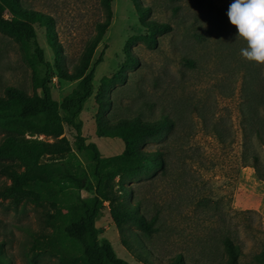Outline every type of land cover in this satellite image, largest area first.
I'll list each match as a JSON object with an SVG mask.
<instances>
[{
	"label": "rangeland",
	"instance_id": "1",
	"mask_svg": "<svg viewBox=\"0 0 264 264\" xmlns=\"http://www.w3.org/2000/svg\"><path fill=\"white\" fill-rule=\"evenodd\" d=\"M231 2H112V24L92 61L104 52L103 61L96 67L95 94L102 80L109 78L113 84L107 97L113 119L142 116L153 120L167 114L178 123L166 167L130 183L148 218L157 222L158 229L151 238V249L148 248L149 261L139 262L123 245L108 203L97 220L98 237L108 239L117 255L129 264H168L178 254L189 264H202L209 256L213 257V264H226L224 249L219 244V237L226 232L235 236L241 246L243 263H254V255L264 250V182L257 179L253 168L243 167L239 160L242 134L238 103L243 76L239 64L243 59L240 49L245 45L236 39V29L228 21ZM21 3L51 17L49 28L36 25L38 40L53 67L57 57L52 43L60 45L59 61L68 71L79 63L95 34V24L105 19L100 0H21ZM139 9L146 13L144 18L139 15ZM5 17H10L9 13ZM153 21L169 24L171 30L156 34L158 44L150 48L144 40L149 33L145 23ZM195 32L203 38L197 39ZM130 56L138 59L137 66H128ZM184 56L195 58L197 67L190 69L183 65ZM250 63L251 76L259 72L258 81L264 90V65ZM38 71L41 75L45 73L41 68ZM34 72L22 45L0 31V96H5L7 87L33 95ZM75 85L55 76L54 97L61 101ZM95 94L80 116L83 136L87 142L95 143L104 157L115 156L123 152L124 145L119 139L99 134ZM196 106H203L204 111H226L237 133L231 149L222 148L203 129L192 113ZM9 134L49 143L57 140L15 127L11 131L0 129V143ZM64 136L76 149L75 132L67 128ZM148 147L156 149L157 144L149 142ZM79 155L90 167L87 156ZM3 162L0 160V164ZM6 184L10 181L0 174V188ZM82 194L84 197L93 194V181L86 184ZM54 213L49 204L14 206L0 198V244L7 264H62V255L43 253L33 247L37 238L56 232L47 224L48 216Z\"/></svg>",
	"mask_w": 264,
	"mask_h": 264
},
{
	"label": "trees",
	"instance_id": "2",
	"mask_svg": "<svg viewBox=\"0 0 264 264\" xmlns=\"http://www.w3.org/2000/svg\"><path fill=\"white\" fill-rule=\"evenodd\" d=\"M112 2L100 0L105 19L95 24V34L89 39L79 63L68 71L59 61L60 45L52 43L57 57L53 67L38 40L36 25L49 28L53 22L51 17L24 7L21 0H0V31L22 45L26 60L35 70L33 95L7 87L5 96H0V129L11 131L17 127L57 139L49 143L28 139L22 134H9L3 138L0 160L5 162L0 164V174L10 184L0 188V198L14 206L49 204L55 210L48 216L47 224L56 232L37 238L33 247L43 253L62 255V264H129L117 255L108 239L98 237L97 220L105 203H108L110 217L120 232L123 245L139 262L149 261L148 248L158 229L157 222L148 218L142 200L130 183L166 167L170 142L176 140L178 134L177 121L167 114L153 120L142 116L113 119L114 115L109 111L111 101L107 97L113 84L109 78L102 80L95 94L96 67L103 61L104 52L94 63L92 61L112 24ZM138 12L144 18V10ZM6 13L10 17H5ZM145 27L149 33L144 40L150 48L158 44L156 34L171 30L169 24L156 21L145 23ZM194 36L203 38L197 32ZM181 59L190 69L197 67L195 58L184 56ZM138 64L137 58L129 57L128 66ZM251 66L245 59L239 64L243 73L238 103L242 134L239 160L243 167L253 168L257 179L264 182V90L258 81L259 72L251 76ZM38 68L45 71L44 75ZM54 75L62 81L76 83L61 101L53 95ZM247 76L251 77L246 79ZM94 94L99 106L96 115L99 134L123 142V152L115 156L104 157L99 147L87 142L83 136L80 116ZM225 112L204 111L203 106H196L192 111L203 129L215 137L222 148L231 149L237 133ZM67 128L75 132L76 149L64 136ZM149 142H155L157 148L150 149ZM79 154L87 156L90 167ZM91 181L93 194L84 197L82 191ZM236 241L230 232L219 237L226 264H264V250L254 255V263L240 261L243 253ZM3 252L0 244V264H7ZM211 259L213 257L209 256L202 264H213ZM168 264L189 263L178 254L171 257Z\"/></svg>",
	"mask_w": 264,
	"mask_h": 264
},
{
	"label": "clouds",
	"instance_id": "3",
	"mask_svg": "<svg viewBox=\"0 0 264 264\" xmlns=\"http://www.w3.org/2000/svg\"><path fill=\"white\" fill-rule=\"evenodd\" d=\"M227 17L236 29V39L244 42L241 57L264 65V0H232Z\"/></svg>",
	"mask_w": 264,
	"mask_h": 264
}]
</instances>
